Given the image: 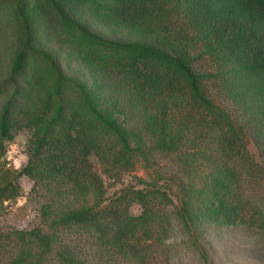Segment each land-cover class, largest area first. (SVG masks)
Returning <instances> with one entry per match:
<instances>
[{
    "label": "trees",
    "instance_id": "1",
    "mask_svg": "<svg viewBox=\"0 0 264 264\" xmlns=\"http://www.w3.org/2000/svg\"><path fill=\"white\" fill-rule=\"evenodd\" d=\"M19 3L25 37L0 81V156L18 130L33 132L22 171L0 165V212L21 196L20 176L44 203L39 226L0 232V264H155L173 217L194 234L244 223L264 199V165L248 148L264 154V0ZM46 7L90 82L35 47ZM78 9L139 40L93 32L70 16ZM138 166L151 180L107 197L103 176L119 183Z\"/></svg>",
    "mask_w": 264,
    "mask_h": 264
},
{
    "label": "rangeland",
    "instance_id": "2",
    "mask_svg": "<svg viewBox=\"0 0 264 264\" xmlns=\"http://www.w3.org/2000/svg\"><path fill=\"white\" fill-rule=\"evenodd\" d=\"M19 2L20 0H0V81L9 77L13 58L25 37ZM39 2L43 3L44 0ZM69 13L74 20L107 39L120 42L139 40V37L121 27L104 24L87 10L78 9ZM55 23L53 13L46 7L43 18L35 19L33 25L35 47L53 54L67 76L90 82V75L80 64L73 46L59 33ZM2 102L3 99L0 98V107ZM231 112L233 113V109ZM32 132L33 130L23 127L15 133L12 140L4 143V153L0 156V165L4 169L18 174L27 165ZM248 148L257 161L264 165V154L260 148L253 141L249 142ZM93 163L101 172L99 162L93 159ZM150 176L149 171L141 166L126 174L119 183L103 176L107 197H113L125 186L142 188L138 178L149 182ZM18 183L21 186V196L5 202L4 209L0 212V232L29 231L41 224L39 216L44 203L43 196L38 188H34V181L27 176H20ZM257 202L255 208L247 210L244 223L201 224L195 232L198 243L194 241L195 234L189 233L181 221L173 217L171 226L162 237L164 241L156 251L158 259L155 264H264V199H258ZM130 213L139 216L142 213L141 205L133 204Z\"/></svg>",
    "mask_w": 264,
    "mask_h": 264
}]
</instances>
